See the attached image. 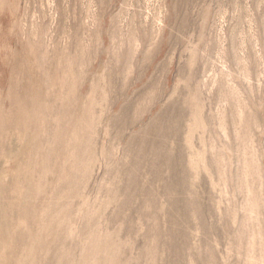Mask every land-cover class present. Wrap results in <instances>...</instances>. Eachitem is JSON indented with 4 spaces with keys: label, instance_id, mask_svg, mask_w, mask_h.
<instances>
[{
    "label": "rangeland",
    "instance_id": "1",
    "mask_svg": "<svg viewBox=\"0 0 264 264\" xmlns=\"http://www.w3.org/2000/svg\"><path fill=\"white\" fill-rule=\"evenodd\" d=\"M0 264H264V0H0Z\"/></svg>",
    "mask_w": 264,
    "mask_h": 264
}]
</instances>
